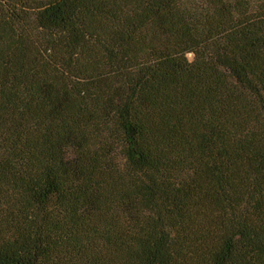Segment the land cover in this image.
Wrapping results in <instances>:
<instances>
[{
	"label": "trees",
	"instance_id": "trees-1",
	"mask_svg": "<svg viewBox=\"0 0 264 264\" xmlns=\"http://www.w3.org/2000/svg\"><path fill=\"white\" fill-rule=\"evenodd\" d=\"M0 264H264V0H0Z\"/></svg>",
	"mask_w": 264,
	"mask_h": 264
},
{
	"label": "rangeland",
	"instance_id": "rangeland-1",
	"mask_svg": "<svg viewBox=\"0 0 264 264\" xmlns=\"http://www.w3.org/2000/svg\"><path fill=\"white\" fill-rule=\"evenodd\" d=\"M187 57L189 60H192V58H193L192 54H188Z\"/></svg>",
	"mask_w": 264,
	"mask_h": 264
}]
</instances>
